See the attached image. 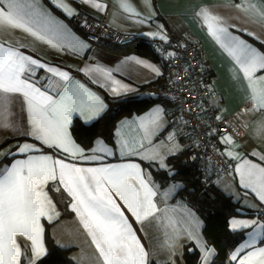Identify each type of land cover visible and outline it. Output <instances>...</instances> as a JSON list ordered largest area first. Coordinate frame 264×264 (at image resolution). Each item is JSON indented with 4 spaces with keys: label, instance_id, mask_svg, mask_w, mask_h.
I'll return each instance as SVG.
<instances>
[{
    "label": "snow or ice",
    "instance_id": "6c2138e0",
    "mask_svg": "<svg viewBox=\"0 0 264 264\" xmlns=\"http://www.w3.org/2000/svg\"><path fill=\"white\" fill-rule=\"evenodd\" d=\"M83 2L97 9L102 7L96 0ZM52 3L66 14H73L70 6L62 0H52ZM141 3L143 15L128 0H119L118 7L131 13L134 23L144 25L154 21L157 13L152 0H141ZM232 6L225 4L222 7L230 9ZM234 7L243 12L245 21L256 25L259 31L242 30L264 43V2L242 0ZM103 8L106 10V5ZM197 16L238 66L236 78L246 81L243 111L259 112L260 117L244 121L242 127L250 129L251 138L264 147V75H257L264 71V51L229 31L235 26L229 23L230 16L215 13L208 6L201 7ZM165 28L164 24H157V31L145 34L159 35L167 42ZM17 31L26 35L18 36ZM37 42L58 52L67 48L75 53L88 47L84 41L70 38L66 25L45 9L40 0H0V129L9 132V135L0 137V163L4 165L0 167V264H43L41 258L48 254V250L41 221L46 218L51 222L60 215L55 197L64 193L71 198L69 207L91 238L101 264H149V253L137 237L132 218L141 225L146 221H157L166 230L161 247L169 253L170 259L175 256L176 247L186 234L187 239L194 240L201 248L202 260L207 264L213 250L202 242L198 219L190 210L183 209L185 217L181 229L172 215L176 209H169L167 205L171 195L182 187L175 182L163 186L169 178L175 181L179 174L169 167L168 159L182 154L183 145L175 132H169L166 139H159L168 127L164 107L155 106L140 117L135 126V122L128 120H122L116 126L115 146L121 159L138 157L143 164L130 159L94 167L66 162L67 159L102 161L104 156L114 155L112 148L100 147L92 151L104 156H86L85 149L74 140L70 130L76 114L87 123L102 118L109 105L101 95L74 79L68 71L21 51L24 48L36 51ZM174 55L168 54L169 58ZM136 63L144 62L137 59ZM151 68L157 76L162 75L160 68ZM38 69L59 79H49L47 86L42 88L32 79ZM77 70L88 75L93 84L114 98L135 91L115 79L112 71L99 63L86 64ZM16 102L18 113L13 111ZM215 120L222 121L223 116L216 115ZM124 128L129 129V135H122ZM213 131L219 134L217 129ZM234 134L244 135L232 128L220 137L225 145L223 154L239 161L235 165L239 185L246 190L245 196L249 192L254 194L257 203L250 206L260 211L254 218H233L230 221L233 231H250L249 240L229 254V262L264 264V247L253 248L257 239L264 237V164L245 159L237 151L245 145L238 144ZM13 140L16 141L14 144L11 143ZM61 153L68 154V157L62 158ZM252 154H256L255 149ZM260 159L264 161V153L260 154ZM153 166L166 170L160 184L154 181L150 171L145 172V167L150 169ZM157 197L164 204L163 209ZM168 228L172 229L171 234L167 232ZM246 248L253 250L242 255Z\"/></svg>",
    "mask_w": 264,
    "mask_h": 264
},
{
    "label": "crops",
    "instance_id": "0c3cea01",
    "mask_svg": "<svg viewBox=\"0 0 264 264\" xmlns=\"http://www.w3.org/2000/svg\"><path fill=\"white\" fill-rule=\"evenodd\" d=\"M40 2L45 9H48L52 13L54 17L66 25V28L70 33V38H78L79 40L87 43L88 47L75 53L67 48L63 52H58L54 49H51L47 45L37 42L36 51H30L27 48L21 49V51L25 52V54L33 55L34 57L38 56L44 62L53 67H58L61 70L68 71L74 79L79 80L92 91L101 95L105 102L106 96H113L104 89L99 88L96 84H93L91 78L88 75L78 71L77 69L84 67L86 64L99 63L100 65L111 70L115 79L135 89V91L130 92L127 95L135 96L138 100H146V104L149 101L144 112L140 114H133L132 116L121 119L120 121L128 120L130 123L135 122L133 125L135 126V124L139 123L140 117L145 116L155 106L161 105L165 109V120L168 127L167 130L164 131L163 135L159 137V139H166L169 132H175L177 139L183 145V151L191 148L192 144L182 128L171 126L168 123V115L174 111L164 99L165 83H160V80L165 81L167 78V65L161 59L152 55L150 51H148L146 43L155 37L148 36L145 33L149 31H157V24H164L166 26V33H170L183 41H198L200 43L202 62L204 68L207 71L209 83L214 92H216L220 97V115H222L223 119L228 123L230 130L232 128H236L238 132L244 134L239 136L234 134L236 142L238 144L245 145L244 148L237 149V151L240 152L245 159H248L253 163L264 164V161L260 159V154L264 153V147L260 145L259 141L253 140L251 138L250 129H245L242 127L244 121H251L260 117L259 112L253 114L243 111L246 105V81H244L242 78H236L239 71L238 66L227 54V52H225L224 49L221 48L215 39L208 33L206 26L203 25L201 19L197 16L198 11L203 6H208L215 13L225 15L226 17L230 16L231 19L229 20V23L235 26L230 27L229 31L233 35L239 36L261 51H264V43L253 38L252 36L247 35V33L242 30L247 28L257 32L259 31L256 25L247 23L245 21V14L243 12L234 7L235 4L242 3V0H152L157 16L154 21L144 25L134 23L133 19L130 18L131 13L124 12L118 7L119 0H96V2L102 6L100 9L84 3L83 0H62V2L68 4L73 10L72 15H68L64 10L57 8L52 3V0H40ZM128 2L137 11H140L142 15L144 14L141 0H128ZM251 2L261 3L264 2V0H251ZM225 4H230L233 6L230 9H225L222 7ZM105 5L106 10L103 8ZM79 12H84L94 19L105 21L112 29L116 31L134 34L138 40L132 47L118 50L105 48L102 46V44L93 45L84 38L83 34L76 27L75 17ZM17 35L24 36L26 34L17 31ZM28 40H31V37H28ZM137 59L143 61L144 63H136ZM151 66L160 68L162 75L157 76L152 71ZM240 75L242 77V74ZM257 75H264V71H259ZM32 79L38 82L40 87L45 88L49 79L58 80L59 78L52 76L50 73H47L44 70L38 69L37 74L32 77ZM13 111L17 113L19 112L18 102H16L15 106L13 107ZM76 119L82 122L84 125H89L97 120L93 119L92 121L86 123L85 120L78 114L74 116L73 121ZM120 121L116 126L119 125ZM115 130L116 127L113 132L112 145L107 144L102 138H97L94 141L92 147V149L100 147L112 148L114 151L113 156H104V154L101 152L93 153L91 150L88 153L85 151V155H100L104 156V159L102 161L67 159L66 162L76 163L78 166L83 167H94L99 166L101 163H121L127 162L130 159L143 164V162L140 161L138 157H125L123 160L121 159L119 149L115 146V141L117 138ZM121 132L122 135L130 134L128 128L122 129ZM7 135H9V132L0 129V137ZM15 142V140L11 141L13 144ZM219 144L224 153L225 145L221 143L220 139ZM253 149L256 151L255 155L252 154ZM60 156L62 158H67L68 154L61 153ZM225 157L232 165V174L229 177H217L213 173H210L208 176V183L222 195L231 198L238 213L240 214L230 218L229 220L228 227L231 231H233L230 228V221L233 218H254L256 209L252 208L250 205L257 203V201L255 200L254 194L250 192L247 196H245L246 190L241 188L239 185V177L235 173V165L239 161L236 159H231L227 155H225ZM9 159H11V157H9ZM188 159L189 157L187 158V161H189ZM3 166V163H0V167ZM149 171L151 172L153 179L157 184L160 183L156 181L155 175H157L159 171L166 173V170L159 169L157 166H153L150 169L145 167V172L147 173ZM173 182L182 185L181 182L177 180H170L163 186L167 187L168 184ZM181 188L177 189V191L171 195L167 201V205L169 209H176L175 213L172 215H174L176 220L179 222L177 226L181 229H183V219L185 217L183 209L186 208L190 210L199 221V235L201 237L203 236V221L192 208L183 204L179 200H174L175 194ZM55 199L57 203V210L59 211L60 215L58 217H54L51 222H49L46 218H42L41 221L44 229H46V225H48L49 234L54 244L60 248L73 249L70 254V259L74 262V264H101L95 246L91 242V238L85 232L79 221V218L69 207L71 198L68 197L66 193H64L63 196L57 195ZM117 200H119L118 197ZM157 202L163 209L164 204L160 202L159 197H157ZM64 210L67 211V213H70V215L68 216ZM128 215L130 216V213H128ZM131 223L134 226L137 237L139 238L141 244L149 253V264H173V260L175 261V264H184L183 259L181 258L184 246L192 244L198 250L197 247L199 246L196 244V242L194 240L187 239L185 234L184 238L179 241L176 247L175 256L170 259L169 253L161 247L165 240L166 230L159 226L157 221H146L143 225H141L140 223H137L134 218H132ZM171 231V228L167 229L169 234H171ZM242 231H244V236L241 243H243L244 240V242L249 240L248 232L250 230L245 229ZM254 247H264V237L258 238L253 248ZM253 248H246L242 255L246 254L247 251H252ZM236 249L232 250L231 252L235 251ZM212 256H214V253L211 254L210 259ZM201 261L202 258L200 256V262ZM232 262L238 264V261Z\"/></svg>",
    "mask_w": 264,
    "mask_h": 264
},
{
    "label": "built area",
    "instance_id": "2783aa9c",
    "mask_svg": "<svg viewBox=\"0 0 264 264\" xmlns=\"http://www.w3.org/2000/svg\"><path fill=\"white\" fill-rule=\"evenodd\" d=\"M75 23L84 38L93 45L104 44L125 49L132 47L138 40L134 34L116 31L105 21L94 19L84 12L76 15ZM165 34L168 36L167 42L158 35L149 40L146 47L167 65L164 99L174 111L168 117V123L182 128L190 139L193 150L188 162L195 166L199 174L196 183L202 189H207L210 173L217 177H229L232 174V165L219 144L220 137L230 129L224 119L215 120V116L220 115L221 101L209 83L200 43ZM169 53H174V57L169 58ZM213 129H217L219 134ZM258 211L256 209L255 213Z\"/></svg>",
    "mask_w": 264,
    "mask_h": 264
},
{
    "label": "trees",
    "instance_id": "16d2710c",
    "mask_svg": "<svg viewBox=\"0 0 264 264\" xmlns=\"http://www.w3.org/2000/svg\"><path fill=\"white\" fill-rule=\"evenodd\" d=\"M78 29V28H77ZM79 30V29H78ZM80 31V30H79ZM81 32V31H80ZM103 47L118 50L120 48L102 44ZM167 77V76H166ZM161 84L165 81L160 80ZM129 100V103H117V101ZM108 110L102 118L89 125H84L79 120H74L70 130L74 140L88 153L92 150L94 141L102 138L107 144H113V132L117 123L133 114H140L146 110V100H138L135 96L107 97ZM174 112L169 113L168 117ZM192 147L183 151L177 157H170L168 165L173 171L179 173L175 180L181 182L182 188L175 194L174 200L192 208L203 221L202 235L206 245L212 248L214 256L209 264H230L229 253L236 249L244 236V231H231L228 227L230 218L240 215L231 198L216 191L209 183L207 189H202L196 181L199 174L195 166L187 161L192 152ZM166 173L158 172L155 179L161 183V178ZM172 180L168 179L167 182ZM166 184V183H165ZM65 211V210H64ZM67 213V211H65ZM68 216L70 213H67ZM65 215V213H64ZM44 242L48 254L42 257L43 264H74L70 259L73 249L56 246L50 237L48 225L44 233ZM181 258L184 264H200V253L192 245L184 246ZM154 264V263H152ZM231 264H235L231 262Z\"/></svg>",
    "mask_w": 264,
    "mask_h": 264
},
{
    "label": "rangeland",
    "instance_id": "374dc122",
    "mask_svg": "<svg viewBox=\"0 0 264 264\" xmlns=\"http://www.w3.org/2000/svg\"><path fill=\"white\" fill-rule=\"evenodd\" d=\"M201 239H202V242L204 243V245L206 246V248H208V249H212V248H210L209 246L206 245L203 236H201ZM244 241H245V240H244ZM244 241H243V243H241V245L245 243ZM197 248H198V252L200 253V256H201V258H202V257L204 256V253L201 251V248H200V247H197ZM212 253H214V251H212ZM210 257H211V255L208 257L207 264H209V263L211 262L212 258H213V256H212L211 259H210ZM209 260H210V261H209ZM183 262H184V261H183ZM200 264H205V262L202 260V261L200 262Z\"/></svg>",
    "mask_w": 264,
    "mask_h": 264
}]
</instances>
